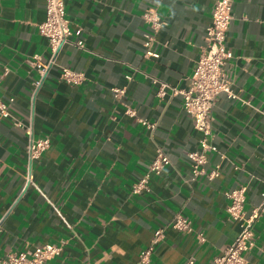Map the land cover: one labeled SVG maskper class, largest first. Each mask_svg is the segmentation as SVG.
I'll return each instance as SVG.
<instances>
[{"label":"crops","instance_id":"0c3cea01","mask_svg":"<svg viewBox=\"0 0 264 264\" xmlns=\"http://www.w3.org/2000/svg\"><path fill=\"white\" fill-rule=\"evenodd\" d=\"M215 2L65 0L79 30L73 41L84 47L66 43L54 55L38 29L46 0H0V97H14L10 116L0 117V257L52 243L61 251L46 264H210L234 241L240 225L226 192L246 187L247 210L264 192V0H234L225 69L239 98L216 100L215 150L194 175L187 153L202 135L177 89L187 87L206 45ZM149 10L160 18L157 30ZM64 67L82 81L62 78ZM114 88L126 91L117 96ZM32 137L51 142L30 162ZM159 149L169 164L152 176L150 191L133 193ZM177 213L192 219L193 231L170 225ZM158 228L163 236L142 260ZM245 255L264 264V214Z\"/></svg>","mask_w":264,"mask_h":264},{"label":"built area","instance_id":"2783aa9c","mask_svg":"<svg viewBox=\"0 0 264 264\" xmlns=\"http://www.w3.org/2000/svg\"><path fill=\"white\" fill-rule=\"evenodd\" d=\"M234 0H216L212 9V21L206 30V45L195 61V66L187 87L177 89L183 98V108L193 120L194 127L201 133L200 148L187 153L191 160L194 175L204 172V165L208 159V152L215 150V146L209 141L212 125V109L221 93H226L228 97L239 98L232 87L230 74L225 69L227 61L233 57V52L227 45L228 30L233 19ZM144 16L151 22L154 29H159L161 21L157 13L153 10L146 11ZM39 32L46 36L52 50V54H57L66 43H75L79 47H84V41L77 39L73 41L75 34L79 30L71 28L67 17L65 0H46V17L38 24ZM153 40L152 35H148L145 41L146 46H150ZM148 55L158 57L157 53L147 50ZM37 67L45 71L42 63L37 62ZM62 78L70 83L77 84L83 79V74L76 72L69 67L62 69ZM125 88H114L117 96L125 93ZM14 97L2 99L0 97V117L10 116L11 105ZM126 112L131 116L136 115L134 108L128 107ZM144 125L154 129L156 124L147 120H141ZM50 138L30 139L28 144V156L30 162L39 158L50 146ZM170 162L167 154L159 149L157 155L149 165L145 174L132 185V192L140 194L151 189V179L153 175H160L165 166ZM217 175L213 171L210 176ZM26 182H32V174H26ZM230 202L227 207L230 217L239 222L240 231L234 241L226 247L222 254L215 256L210 264H248L245 253L254 245V225L257 219L264 214V192H262V202L247 210L245 207L246 187H239L226 192ZM170 225L178 230L191 232L194 230L191 218L177 213ZM1 223H0V231ZM163 228L154 231L153 238L148 248L141 253V259L145 260L154 250L155 245L162 238ZM197 237L204 241L205 234L197 232ZM61 246L45 243L38 245L31 250L10 252L4 257H0V264H46L47 260L58 255ZM187 264H194L191 258Z\"/></svg>","mask_w":264,"mask_h":264}]
</instances>
